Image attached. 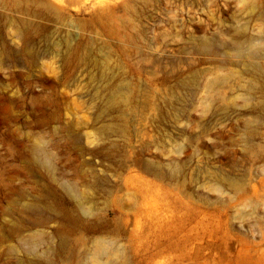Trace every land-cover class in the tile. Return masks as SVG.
<instances>
[{"label": "rangeland", "instance_id": "obj_1", "mask_svg": "<svg viewBox=\"0 0 264 264\" xmlns=\"http://www.w3.org/2000/svg\"><path fill=\"white\" fill-rule=\"evenodd\" d=\"M0 264H264V0H0Z\"/></svg>", "mask_w": 264, "mask_h": 264}]
</instances>
